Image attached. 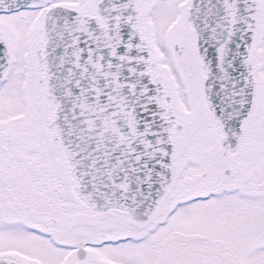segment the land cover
Instances as JSON below:
<instances>
[{"label": "snow or ice", "instance_id": "snow-or-ice-1", "mask_svg": "<svg viewBox=\"0 0 264 264\" xmlns=\"http://www.w3.org/2000/svg\"><path fill=\"white\" fill-rule=\"evenodd\" d=\"M0 264H264V0H0Z\"/></svg>", "mask_w": 264, "mask_h": 264}]
</instances>
